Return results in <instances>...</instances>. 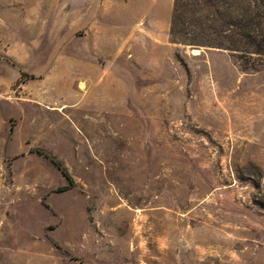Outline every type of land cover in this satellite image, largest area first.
Here are the masks:
<instances>
[{"label": "rangeland", "instance_id": "obj_1", "mask_svg": "<svg viewBox=\"0 0 264 264\" xmlns=\"http://www.w3.org/2000/svg\"><path fill=\"white\" fill-rule=\"evenodd\" d=\"M0 264H264V0H0Z\"/></svg>", "mask_w": 264, "mask_h": 264}, {"label": "trees", "instance_id": "obj_2", "mask_svg": "<svg viewBox=\"0 0 264 264\" xmlns=\"http://www.w3.org/2000/svg\"><path fill=\"white\" fill-rule=\"evenodd\" d=\"M39 152H41V151H39ZM52 162L54 164H56V166L61 170V172L63 173V175L66 176V178L69 180V182H72L71 177L69 176L68 171L64 167H62L59 163H57L56 161L52 160Z\"/></svg>", "mask_w": 264, "mask_h": 264}]
</instances>
